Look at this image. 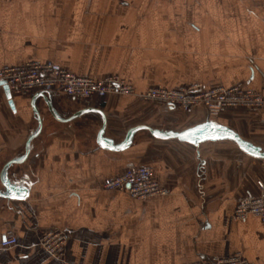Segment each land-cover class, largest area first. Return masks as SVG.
<instances>
[{"label": "crops", "instance_id": "0c3cea01", "mask_svg": "<svg viewBox=\"0 0 264 264\" xmlns=\"http://www.w3.org/2000/svg\"><path fill=\"white\" fill-rule=\"evenodd\" d=\"M32 60L96 79L118 75L138 93L243 83L264 96V0H0V68ZM35 94L0 83V175L37 129ZM64 98L51 94L59 116L99 108L116 143L134 126L182 130L210 119L264 149V109L210 117L203 106L182 112L135 95ZM36 104L43 132L28 158L9 168L29 194L0 196V264H65L38 244L52 229L69 234L67 260L77 264H196L235 253L264 264V223L234 215L246 188L259 191L264 159L230 140L194 145L147 129L127 149L109 150L97 143L101 114L61 121L42 97ZM135 165L150 167L169 193L139 199L103 188L105 177ZM7 232L18 244L2 248Z\"/></svg>", "mask_w": 264, "mask_h": 264}, {"label": "built area", "instance_id": "2783aa9c", "mask_svg": "<svg viewBox=\"0 0 264 264\" xmlns=\"http://www.w3.org/2000/svg\"><path fill=\"white\" fill-rule=\"evenodd\" d=\"M0 83L7 84L14 93L27 94L43 91L58 93L67 98L89 102L94 98H104L109 94L135 95L144 100L155 101L182 112H189L196 106H203L210 117L219 115L228 108L264 109V96L248 88L243 83L232 86L205 87L188 84L175 88L149 87L142 93L118 75H107L100 79L78 75L57 63L39 60L27 61L19 65L0 68ZM258 192L246 188L237 198L234 215L241 221L256 216L264 223V181L257 180ZM103 188L127 191L135 198L166 195L169 189L159 184L153 171L146 165H135L126 171L105 177ZM69 234L60 229L43 232L38 238L42 246L53 258L65 264H77L67 260ZM18 244L17 236L7 232L1 241L2 248ZM196 264H252L242 254L230 256H204Z\"/></svg>", "mask_w": 264, "mask_h": 264}, {"label": "water", "instance_id": "95a60500", "mask_svg": "<svg viewBox=\"0 0 264 264\" xmlns=\"http://www.w3.org/2000/svg\"><path fill=\"white\" fill-rule=\"evenodd\" d=\"M39 97H42L45 100L53 116L61 121L73 119L87 112H97L101 114L103 124L97 135V143L100 147L105 149L115 150V151L125 150L133 143L134 135L138 130L147 129L155 137L163 138V139L176 138L180 141L188 142L194 145H199L206 141L230 140L235 142L239 146V148L242 151H244L246 154L256 158L264 159V149L261 146H258L249 140H246L231 127L210 119L195 124L193 126L184 128L182 130H173V129L164 130L160 128H154L150 125L134 126L127 131L122 141L116 143L113 138L107 137L105 135L106 115L101 109L94 107H87L79 110L69 118H63L58 115L54 107V104L52 102L51 94L48 92L45 93L43 91H39L31 99V106L38 120L37 129L33 133H31L30 136L28 137L25 145L24 155L20 158H14L6 162V164L4 165L1 171L0 179L3 185V189H0V196L3 198L25 199L29 194V186L25 184L14 183L12 181L9 175V168L12 164L21 163L28 158L31 150L32 140L35 137H37L43 129V120L41 117V113L36 104V100ZM10 103L13 106V103L12 102Z\"/></svg>", "mask_w": 264, "mask_h": 264}, {"label": "rangeland", "instance_id": "374dc122", "mask_svg": "<svg viewBox=\"0 0 264 264\" xmlns=\"http://www.w3.org/2000/svg\"><path fill=\"white\" fill-rule=\"evenodd\" d=\"M65 98H66V97H65ZM65 98H64V99H65ZM42 132H43V131H42Z\"/></svg>", "mask_w": 264, "mask_h": 264}]
</instances>
